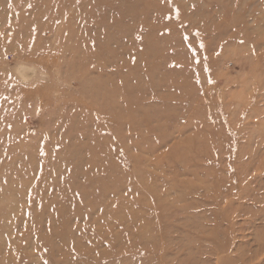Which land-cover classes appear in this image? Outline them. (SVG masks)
Listing matches in <instances>:
<instances>
[{
	"label": "rangeland",
	"instance_id": "obj_1",
	"mask_svg": "<svg viewBox=\"0 0 264 264\" xmlns=\"http://www.w3.org/2000/svg\"><path fill=\"white\" fill-rule=\"evenodd\" d=\"M0 264H264V0H0Z\"/></svg>",
	"mask_w": 264,
	"mask_h": 264
}]
</instances>
